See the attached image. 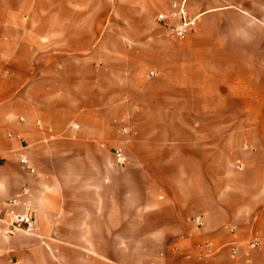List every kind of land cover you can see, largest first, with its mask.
I'll return each mask as SVG.
<instances>
[{"label":"crops","instance_id":"crops-1","mask_svg":"<svg viewBox=\"0 0 264 264\" xmlns=\"http://www.w3.org/2000/svg\"><path fill=\"white\" fill-rule=\"evenodd\" d=\"M173 4L198 19L184 40L156 20ZM245 5L0 0V217L18 198L36 222L0 223V264H264V16Z\"/></svg>","mask_w":264,"mask_h":264},{"label":"built area","instance_id":"built-area-1","mask_svg":"<svg viewBox=\"0 0 264 264\" xmlns=\"http://www.w3.org/2000/svg\"><path fill=\"white\" fill-rule=\"evenodd\" d=\"M157 22L165 29L166 33L175 40H184L189 35L194 33L198 27V19L188 15L184 5L173 4L169 13H159L156 17ZM117 164L121 167L127 163V158L120 151L116 153ZM21 164L30 173H35L29 165L27 158L21 159ZM242 168V167H241ZM24 193H27V189H24ZM19 199L14 198L5 203L3 209V215L0 217V223H4L6 226L3 229L5 236L14 235L17 232L32 233L36 230V222L33 213L31 212H19L16 207ZM197 227L203 226V218L198 216L192 219ZM251 248H257L259 246L258 241H253L248 244ZM232 252L234 255L238 253V248L233 247Z\"/></svg>","mask_w":264,"mask_h":264},{"label":"rangeland","instance_id":"rangeland-1","mask_svg":"<svg viewBox=\"0 0 264 264\" xmlns=\"http://www.w3.org/2000/svg\"><path fill=\"white\" fill-rule=\"evenodd\" d=\"M245 6L247 10L251 11L254 15L264 16V0H246Z\"/></svg>","mask_w":264,"mask_h":264}]
</instances>
